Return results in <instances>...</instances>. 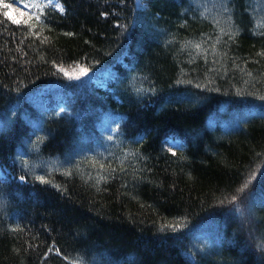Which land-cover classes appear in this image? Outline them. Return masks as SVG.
Listing matches in <instances>:
<instances>
[{
	"label": "trees",
	"instance_id": "trees-1",
	"mask_svg": "<svg viewBox=\"0 0 264 264\" xmlns=\"http://www.w3.org/2000/svg\"><path fill=\"white\" fill-rule=\"evenodd\" d=\"M7 1L0 264H264V0Z\"/></svg>",
	"mask_w": 264,
	"mask_h": 264
},
{
	"label": "rangeland",
	"instance_id": "rangeland-1",
	"mask_svg": "<svg viewBox=\"0 0 264 264\" xmlns=\"http://www.w3.org/2000/svg\"><path fill=\"white\" fill-rule=\"evenodd\" d=\"M36 1L37 0H16V2H13V0L7 1L6 12L11 18L15 20H21L25 17L26 13L29 11V8L31 6L36 5ZM61 70H62L61 71L62 74L65 75V77L64 76L62 77L66 81L79 80V79L87 78L91 75L90 72H88L86 69L82 68L81 66L72 69H61Z\"/></svg>",
	"mask_w": 264,
	"mask_h": 264
},
{
	"label": "snow or ice",
	"instance_id": "snow-or-ice-1",
	"mask_svg": "<svg viewBox=\"0 0 264 264\" xmlns=\"http://www.w3.org/2000/svg\"><path fill=\"white\" fill-rule=\"evenodd\" d=\"M13 2H16V0H13ZM83 71V70H82ZM261 99H264V97H261ZM171 151V149H169ZM175 155V153H173ZM251 178H254V175L253 177ZM250 178V179H251ZM21 180H24V177H20ZM41 180H43V178H40ZM250 180L249 181H246L242 186L241 188L239 189L240 192H243L247 187H248V184H249ZM237 200V197L236 196H233L232 197V201H236ZM49 251H52V249H49ZM57 253H58V250H57Z\"/></svg>",
	"mask_w": 264,
	"mask_h": 264
},
{
	"label": "bare ground",
	"instance_id": "bare-ground-1",
	"mask_svg": "<svg viewBox=\"0 0 264 264\" xmlns=\"http://www.w3.org/2000/svg\"><path fill=\"white\" fill-rule=\"evenodd\" d=\"M20 178V176H18Z\"/></svg>",
	"mask_w": 264,
	"mask_h": 264
}]
</instances>
